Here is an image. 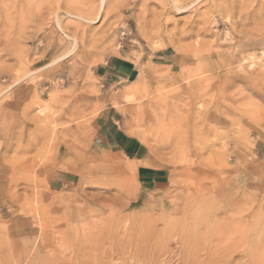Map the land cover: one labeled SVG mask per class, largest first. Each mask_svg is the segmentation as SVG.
<instances>
[{
	"label": "rangeland",
	"instance_id": "374dc122",
	"mask_svg": "<svg viewBox=\"0 0 264 264\" xmlns=\"http://www.w3.org/2000/svg\"><path fill=\"white\" fill-rule=\"evenodd\" d=\"M109 122L158 180L124 168ZM82 231L202 234L204 259L228 243L264 263V0H0V264Z\"/></svg>",
	"mask_w": 264,
	"mask_h": 264
},
{
	"label": "bare ground",
	"instance_id": "6f19581e",
	"mask_svg": "<svg viewBox=\"0 0 264 264\" xmlns=\"http://www.w3.org/2000/svg\"><path fill=\"white\" fill-rule=\"evenodd\" d=\"M175 5H177V4H175ZM179 8L181 9V6ZM141 82H142V76H140L138 74L134 79L129 81V84L132 87L131 90H129V91L130 92H132V91L136 92V91L140 90V88L143 86ZM126 92L128 93V91H126ZM128 134L129 135H133V133H131V132H129ZM140 141H141L140 143L146 144L145 138L143 136L142 137L140 136ZM125 157H127V156H125ZM126 159H127V165L124 168H126L128 171H130L132 173H135L137 166L141 164V162H140L141 160L138 161L136 159H132V160H128L129 158H126ZM120 163H121V161H120ZM10 196H12V195H10ZM42 205H45V204H42ZM39 209H38L39 212L37 211V213H40ZM180 210L182 212V210H186V207H179L178 205L173 206V211H177L178 212ZM188 211L190 212V210H188ZM186 212L187 211H185V213ZM40 214H42V213H40ZM37 222H38V220H37ZM38 223H41V222H38ZM245 223L247 225V232H248V230L251 228L250 227V222H248V223L245 222ZM229 224H230L229 225L230 228L238 227L237 222L231 221ZM40 229L41 228H39V230ZM184 229H186V228H184ZM207 234L211 235L212 233L209 232ZM244 235H245V233H244ZM237 236H239V235H237ZM261 236H263V235H261ZM261 236H260V238H261ZM211 237H213V236L211 235ZM240 237H238V238H240ZM104 238L106 240L107 239L110 240V242H108V243H112L111 245L113 247L110 245L112 247L110 249V251H108L107 248H106L107 252L106 251L99 252L97 250H91V244L92 243H94V245H96L95 244L96 241H100L101 242V240L104 239ZM204 239H206V238H204V236L202 234L197 235L195 233H189V232H187V233L183 232V233H178V234H174V235L171 234V236L170 235H166L165 233H163V234L162 233L161 234L160 233H145V234H142L140 237L138 236V238H135V236H133L131 234H130V236L129 235H127V236H125V235L123 236L122 235V236L119 237V235L114 233L111 236H109V234H108V236L102 237L101 234H99V235L98 234H90V233H86V232L82 231L81 234L79 233V235L78 234L76 235V233H75L74 241L76 242V244L78 243V247L73 248L72 250H70L68 252H63L61 255L55 254L54 251H53L54 255H51V256L48 255V256H50V258L42 260L41 264H66V263L75 264L79 260H80L81 264H114V262L113 263L111 262L114 255L118 259L120 258V260H121L120 263H118V264H170V260L173 259L174 257H175L174 260H179L180 264H242V261L240 259L243 260L244 258L247 260V261L245 260L247 262L246 264H258V259L259 258H258L257 255L254 254V252H252L254 247H253L252 250L248 249V251H245V252L243 251L242 255H243L244 258L243 257L240 258L239 255H241V252H240V254L238 253V251L236 252V249H237L236 247L237 246H235V245L233 246V244L229 245L228 243H227L228 246L223 249L222 253L221 254H217L216 256H212V254H214L212 249H215V247L214 248L211 247L212 249L210 248L211 249L210 250L211 253H209V248H208V253H206L207 255H205L206 259H204V256L202 258V255L204 254V252H202L204 250L203 249L204 248L203 244H205ZM230 239H231V237H230ZM230 239L228 237V239H226V242L228 240L230 241ZM207 240H209V239L207 238ZM233 240H234V238H233ZM236 241H237V239H236ZM240 241L241 240H239V242ZM243 241H245V243H247L250 246V248H251L252 243L254 244V242H255L254 235L251 234L248 237L247 240L245 239ZM170 242H172L174 244L173 246L171 244V246L173 247L171 249H174L175 251L169 250L167 244H169ZM222 243L225 245L224 241ZM126 244H128V245H126ZM125 245L130 247V249L133 250V251L131 252L129 249H126ZM256 245H260L259 242ZM220 246L223 247V245L219 244V248L220 249H221ZM261 246H264V245L261 244ZM207 247L208 246H206V248ZM238 247H240V246H238ZM87 248H89V249H87ZM93 248H96V247H93ZM219 248H218V250H219ZM52 250H54V247H53ZM254 250H256V249H254ZM60 252H62V251H60ZM126 253L128 254L129 257L130 256L134 257V261L131 262V260H132V258H131L130 261L124 262L125 258L123 259V255H126ZM262 254H264V251L262 252ZM237 255L239 256L238 258H236ZM260 255H261V253H260ZM126 257H127V255H126ZM165 258H167V261H164ZM35 259H36V257H35ZM14 261L15 260H13V262ZM117 261H115V262H117ZM177 263H178V261H177Z\"/></svg>",
	"mask_w": 264,
	"mask_h": 264
},
{
	"label": "crops",
	"instance_id": "0c3cea01",
	"mask_svg": "<svg viewBox=\"0 0 264 264\" xmlns=\"http://www.w3.org/2000/svg\"><path fill=\"white\" fill-rule=\"evenodd\" d=\"M102 138L106 143L121 151L124 156H127L128 160H141V164L137 166L135 171L137 180L147 183L159 179L160 173L145 160L146 153L141 143L136 139H131L126 133L116 127L115 123L109 122L108 125L104 126Z\"/></svg>",
	"mask_w": 264,
	"mask_h": 264
}]
</instances>
